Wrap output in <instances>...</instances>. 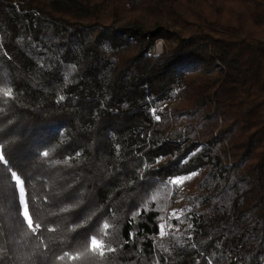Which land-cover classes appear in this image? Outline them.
Returning a JSON list of instances; mask_svg holds the SVG:
<instances>
[{
    "label": "trees",
    "instance_id": "16d2710c",
    "mask_svg": "<svg viewBox=\"0 0 264 264\" xmlns=\"http://www.w3.org/2000/svg\"><path fill=\"white\" fill-rule=\"evenodd\" d=\"M0 155V264H264V0H0Z\"/></svg>",
    "mask_w": 264,
    "mask_h": 264
},
{
    "label": "rangeland",
    "instance_id": "374dc122",
    "mask_svg": "<svg viewBox=\"0 0 264 264\" xmlns=\"http://www.w3.org/2000/svg\"><path fill=\"white\" fill-rule=\"evenodd\" d=\"M194 1H196V2H200V0H194ZM171 18L167 15V14H165V16H164V18H163V22L164 23H166V24H171L172 22H171ZM122 22H125V20H123ZM179 29V28H178ZM163 47V50H164V47H165V42L162 40V39H158L156 42H155V46H154V48H153V50H152V52L154 53V54H156L157 55V50L160 48V47ZM183 180H180V182H182ZM182 207V204L181 203H178L177 204V208H181ZM163 227L164 228H168L169 227V222H168V220L166 219L164 222H163ZM166 233H167V229H166ZM98 242V241H97ZM98 244L99 245H101L99 242H98ZM93 246V245H92ZM96 248H98V247H96Z\"/></svg>",
    "mask_w": 264,
    "mask_h": 264
},
{
    "label": "snow or ice",
    "instance_id": "6c2138e0",
    "mask_svg": "<svg viewBox=\"0 0 264 264\" xmlns=\"http://www.w3.org/2000/svg\"><path fill=\"white\" fill-rule=\"evenodd\" d=\"M45 155H47V153H45ZM3 159H4V157L2 155H0V160H3ZM11 175L14 177L16 175V173L12 172ZM21 192H23V189H21ZM26 205H27V201H25V212H24V215L27 217L28 225L31 226L32 225V221H31V217L28 216ZM36 227H39V225H36ZM91 243L93 245L94 250H95L96 247H102V245H99L98 242L95 239H92ZM101 255H103L102 251H101Z\"/></svg>",
    "mask_w": 264,
    "mask_h": 264
},
{
    "label": "built area",
    "instance_id": "2783aa9c",
    "mask_svg": "<svg viewBox=\"0 0 264 264\" xmlns=\"http://www.w3.org/2000/svg\"><path fill=\"white\" fill-rule=\"evenodd\" d=\"M163 52V47L161 46L158 50H157V55L162 54ZM166 229H167V233L169 232V227L168 228H164V233H166Z\"/></svg>",
    "mask_w": 264,
    "mask_h": 264
}]
</instances>
